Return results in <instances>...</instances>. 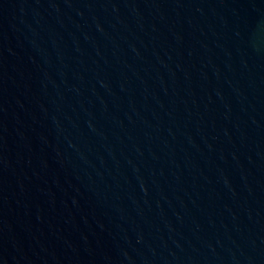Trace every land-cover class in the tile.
<instances>
[{
  "label": "water",
  "instance_id": "95a60500",
  "mask_svg": "<svg viewBox=\"0 0 264 264\" xmlns=\"http://www.w3.org/2000/svg\"><path fill=\"white\" fill-rule=\"evenodd\" d=\"M0 264H264V0H0Z\"/></svg>",
  "mask_w": 264,
  "mask_h": 264
}]
</instances>
